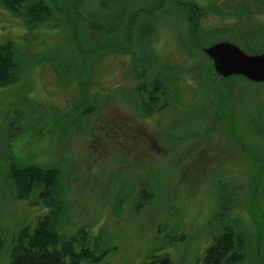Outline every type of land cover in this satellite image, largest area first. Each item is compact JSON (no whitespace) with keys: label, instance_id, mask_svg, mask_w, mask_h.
Returning a JSON list of instances; mask_svg holds the SVG:
<instances>
[{"label":"rangeland","instance_id":"rangeland-1","mask_svg":"<svg viewBox=\"0 0 264 264\" xmlns=\"http://www.w3.org/2000/svg\"><path fill=\"white\" fill-rule=\"evenodd\" d=\"M45 1L71 22L61 13L29 26L0 6V43L12 40L22 65L0 87V264H12L17 230L50 209L14 196L13 163L59 169V232L85 227L110 250L83 264L157 254L197 264L222 224L264 261V82L216 78L201 49L228 41L264 51V0H186L205 11L200 26L211 34L200 47L176 0ZM137 10L133 49H112L127 45ZM135 123L147 148L132 137ZM107 128L126 141H110Z\"/></svg>","mask_w":264,"mask_h":264},{"label":"trees","instance_id":"trees-1","mask_svg":"<svg viewBox=\"0 0 264 264\" xmlns=\"http://www.w3.org/2000/svg\"><path fill=\"white\" fill-rule=\"evenodd\" d=\"M166 2L167 0H155L154 4L156 8H160ZM176 2L179 6L185 8L186 21L189 27V38L195 46L200 47L201 38H209L211 34V32L210 34L202 33L200 26V19L205 13L204 9L186 0H176ZM53 5L47 3L45 0H0L1 7L13 15L23 18V23L25 22L26 25L33 26L43 23L61 13L65 15L66 22L69 24L71 19L66 16L67 9L57 3ZM141 12L142 10L135 11L130 18V25L127 27L128 32H126L125 36L129 40L127 45L113 43L112 49L115 48L123 52L128 51L129 48L133 49L134 40L132 41L131 39L132 26ZM238 38L241 43H248V40ZM201 49L204 52L203 46ZM16 53V47L12 40L0 43V87L12 84L20 77L22 65L18 61ZM209 60L213 75L216 78H220L214 72L212 60L210 58ZM246 81L252 82L247 79ZM163 85L164 82L161 80L158 82V85L156 84V87L154 86V89H158ZM153 93L154 91L150 92V95H153ZM156 99L157 97L153 96L149 102H154ZM123 122L125 123V121ZM135 124H133L132 137L137 138L136 141L142 140L145 142L147 148L148 143L145 136L143 137L141 132L139 133V123ZM143 129L144 134L151 137L150 139H153L154 143H156L157 140L149 132V129L147 127ZM115 133L116 131L108 129V137L112 138L114 136V140L109 138L110 141H118L115 144H121L123 141H126L124 138L116 139ZM138 147L143 146L139 145ZM10 177L14 188V196L17 199L24 200L29 205L41 203L50 208L48 213L38 217L35 225H25L17 230L12 246V264H83V261L86 260L99 263L106 259L110 250L100 249V237L90 234L87 228L81 227L75 235L69 237H64L59 232L57 224L61 204L55 198L60 177V171L57 167H45L38 164L19 165L13 163ZM251 246L254 249L255 244L253 243ZM1 247L2 238L0 235V249ZM248 248L247 238L242 232L237 231L232 225L222 224L218 234L214 237L213 243L206 249L202 260L197 264H249V262L264 264V261L260 258L262 255L253 259L257 251L253 249L249 250ZM140 264L175 263L168 254H157L152 255L150 260Z\"/></svg>","mask_w":264,"mask_h":264},{"label":"water","instance_id":"water-1","mask_svg":"<svg viewBox=\"0 0 264 264\" xmlns=\"http://www.w3.org/2000/svg\"><path fill=\"white\" fill-rule=\"evenodd\" d=\"M204 51L212 59L217 76L242 75L253 82L264 81V52L247 54L228 41L216 42L205 47Z\"/></svg>","mask_w":264,"mask_h":264}]
</instances>
